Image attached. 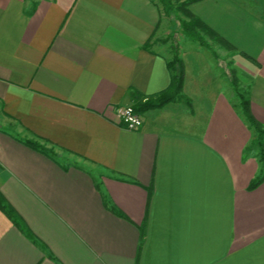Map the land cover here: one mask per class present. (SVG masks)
Here are the masks:
<instances>
[{"label": "crops", "instance_id": "1", "mask_svg": "<svg viewBox=\"0 0 264 264\" xmlns=\"http://www.w3.org/2000/svg\"><path fill=\"white\" fill-rule=\"evenodd\" d=\"M189 8L239 53L264 125V0ZM165 18L155 0H0V192L18 215L0 208V264H264V162L232 81L184 49L190 103L136 109L138 130L116 114L170 86L148 44Z\"/></svg>", "mask_w": 264, "mask_h": 264}, {"label": "trees", "instance_id": "2", "mask_svg": "<svg viewBox=\"0 0 264 264\" xmlns=\"http://www.w3.org/2000/svg\"><path fill=\"white\" fill-rule=\"evenodd\" d=\"M159 1L163 6L166 15H171L172 13L181 11L186 16L187 19L181 20L183 31L193 40L199 41L203 46L208 47L209 45L205 38V36H208L223 47L235 50V47L232 44H230L223 36L218 34L214 29L208 26L205 21H203L199 16H197L190 10L189 6L193 2L198 0ZM175 2H177V5H175ZM168 65L172 71V81L170 86L167 89L157 93L156 95L149 97V99L145 102L139 101L136 105V109L138 111L143 112L150 108L162 107L169 102L177 100H185L187 103H190V99L183 94V87L185 82V64L183 59L176 55L169 61ZM231 81L235 91L240 97V106L242 108L243 114L246 117L250 128H252L256 134L254 139L252 140V143L250 144V148L257 146L259 148L261 161L264 162V125L253 116L250 110V100L248 96L242 91L239 83V78L237 77L235 72L231 74ZM25 143L33 148L43 151L44 153H54L52 148L46 147L36 140L27 139L25 140ZM262 179L263 177L261 176L255 178L251 183V187L256 186ZM0 208L12 218H18L16 211L7 203L1 192Z\"/></svg>", "mask_w": 264, "mask_h": 264}, {"label": "rangeland", "instance_id": "3", "mask_svg": "<svg viewBox=\"0 0 264 264\" xmlns=\"http://www.w3.org/2000/svg\"><path fill=\"white\" fill-rule=\"evenodd\" d=\"M155 1L161 4L159 0ZM175 5H177V2H175ZM184 19L187 18L181 11L167 15V18L162 21V24L165 25L163 29L154 33L150 38L148 43L150 48L165 52L170 60L176 55L182 58L181 54L184 49L193 50V48H196L208 58L215 69H220L223 75L230 80L231 74L234 72L238 75L241 68L239 53L236 50L223 47L208 36H205L208 47L203 46L199 41L193 40L183 31L181 20ZM242 90L245 94L247 93L246 84L242 87ZM254 147L258 148L257 146ZM258 156L261 159L260 154Z\"/></svg>", "mask_w": 264, "mask_h": 264}, {"label": "built area", "instance_id": "4", "mask_svg": "<svg viewBox=\"0 0 264 264\" xmlns=\"http://www.w3.org/2000/svg\"><path fill=\"white\" fill-rule=\"evenodd\" d=\"M116 114L131 130H138L143 125L142 115L132 105L117 106Z\"/></svg>", "mask_w": 264, "mask_h": 264}]
</instances>
